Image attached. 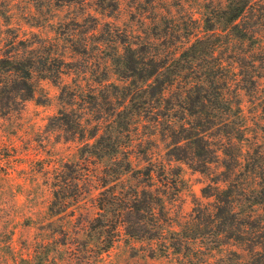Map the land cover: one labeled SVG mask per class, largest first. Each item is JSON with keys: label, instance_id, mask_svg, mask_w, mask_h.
<instances>
[{"label": "trees", "instance_id": "obj_1", "mask_svg": "<svg viewBox=\"0 0 264 264\" xmlns=\"http://www.w3.org/2000/svg\"><path fill=\"white\" fill-rule=\"evenodd\" d=\"M28 1L36 24L57 8L75 10L51 23V35L7 27L0 42V116L47 103L40 82L48 80L59 107L46 127L79 142L50 183L48 216L66 251H87L92 238L100 255L125 237L180 264H264V144L243 150L240 97L258 100L264 122V0H209L200 23L183 25L139 10V30L118 22L120 0ZM173 161L220 167L201 189L210 200L176 223L169 205L182 180ZM92 190L94 215L69 229Z\"/></svg>", "mask_w": 264, "mask_h": 264}, {"label": "rangeland", "instance_id": "obj_2", "mask_svg": "<svg viewBox=\"0 0 264 264\" xmlns=\"http://www.w3.org/2000/svg\"><path fill=\"white\" fill-rule=\"evenodd\" d=\"M139 1L138 5L137 0H120L121 15L118 22L121 25L139 30L141 25L135 13L139 10L144 11L148 17L172 13L179 23L183 21L181 25L189 24L185 17L200 23L201 6L209 0H153L152 7L147 0ZM72 11L75 10L57 8L47 22L36 24V13L30 1L0 0V42L7 27L16 28L20 33L36 31L42 35H51V23ZM144 23H150V20L145 19ZM64 79L70 81L69 77ZM261 84L264 85V79ZM40 85L49 97L47 103L29 100L19 112L0 116V264H180L179 259L172 255L150 258L144 252L146 242L125 240V237L115 241L107 252L98 255L95 242L90 240L92 238L87 239L79 234L81 239L89 240L90 243L86 244L90 248L86 251L77 246L76 251V246L72 244L66 251L59 233H52L53 228L59 230V221L51 225L48 216V205L52 199L50 183L52 172L61 161L76 159L79 142L65 140L58 132L48 130V119L59 107V89L48 80L41 81ZM240 97L247 127L248 141L243 146L245 151L264 144V122L260 118L258 100L244 90L240 91ZM157 150L162 154L160 143ZM172 165L180 167L182 180L177 199L169 205L170 215L176 223L189 218L196 202L206 203L210 200L202 196L201 189L220 167L213 164L208 173L182 162L173 161ZM95 193L92 190L91 196L79 204L75 213L76 216H82V222H74L76 226L67 225L69 229L81 228L83 217L94 215L92 197ZM54 244H58V249L52 251ZM224 249L246 252L236 244H229Z\"/></svg>", "mask_w": 264, "mask_h": 264}]
</instances>
